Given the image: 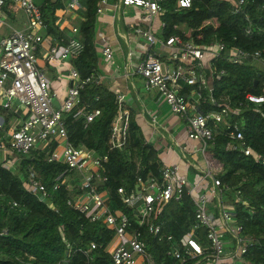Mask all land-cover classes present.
Segmentation results:
<instances>
[{
  "label": "built area",
  "instance_id": "1",
  "mask_svg": "<svg viewBox=\"0 0 264 264\" xmlns=\"http://www.w3.org/2000/svg\"><path fill=\"white\" fill-rule=\"evenodd\" d=\"M107 1L97 2L96 14L101 13ZM224 1L229 3L234 14L239 13L247 2ZM116 2L119 6L138 7L147 21V28H135V32L147 42L135 72L142 78L145 90L154 89L170 110L185 121L187 137L199 143L198 151L206 165V172L197 182L190 183L186 176L178 173L176 164L164 165L159 178L137 176L129 190L123 187L117 189L122 203L132 211L133 219L118 209H110L106 190L99 188L106 180L103 171L108 160L107 154L99 155L83 146H72L63 120V114L74 108L77 110L73 117L83 116L85 126L100 115L97 107L89 109L86 105H79L81 91L87 85H101L103 77L97 71L81 76L73 66L69 67L71 84L59 105H53L51 83L37 64L45 24L35 0H0V28L6 25L8 10H21L26 19L24 29L11 28L9 34L0 41V106L7 112L21 110L24 115L17 127L0 134L2 167L12 169L21 155L35 149L43 151L53 144L47 154V161L65 166L54 178L53 189L66 182L72 190L70 180L74 176L78 177V192L71 194L66 204L89 221H100L112 232L111 240L105 247L112 264H156L152 253L146 249V235L154 237L157 242L169 243L164 253L178 264L190 259H198V264H249L243 255L259 239L243 234L242 225L235 222L234 207L223 202L225 186L216 176L217 172L211 169L206 147L215 135L223 132L228 138L227 149L251 157L254 162L264 166V155L248 145L239 122L228 119L239 116L243 106L249 104H252L253 111L259 112L260 105L264 103V93L247 92L244 99L236 103L226 94H213L214 80H219L225 74L224 69H216L215 61L223 60L231 65L257 62L264 71L260 51L236 45L227 47L221 41L199 44L192 38L170 35L160 42L172 50L166 62L152 50L157 38L151 23L153 18L163 16L166 12L164 0ZM191 4L192 0H175L176 9L188 8ZM80 7L81 0H66L63 9L78 13ZM57 23L61 28L66 27L70 35L65 43L53 44L44 50L42 58L48 64H66L68 58L78 56L84 48L76 36V26L69 23L63 26L58 20ZM245 32L249 34L250 28L247 27ZM100 52L105 60H111L112 49L108 45L103 46ZM187 87L188 92L185 90ZM204 92L213 110L203 111L200 108ZM124 97L120 92L114 94L116 109L109 128L110 149L121 150L128 142L130 111ZM152 119H155L154 116ZM23 186L26 191L39 194L41 200L53 207L46 186L32 167L27 169ZM185 190L195 207L194 223L175 240L171 233L162 230L157 217L170 200H178ZM199 228L205 229V244H200L196 239ZM4 233V230L0 231V236ZM225 234L230 238L225 239ZM261 237L264 240V235ZM94 247L95 243L91 242L89 248Z\"/></svg>",
  "mask_w": 264,
  "mask_h": 264
},
{
  "label": "trees",
  "instance_id": "2",
  "mask_svg": "<svg viewBox=\"0 0 264 264\" xmlns=\"http://www.w3.org/2000/svg\"><path fill=\"white\" fill-rule=\"evenodd\" d=\"M98 1L81 0L78 10L83 20L77 23L76 35L84 48L70 61L81 76L98 72L94 39ZM35 3L42 13L45 34L65 43L67 37L59 30L55 15L57 9L64 7V0H35ZM163 4L166 8L162 16L164 38L180 35L199 44L221 41L227 47L236 45L249 50L257 49L264 60V0H247L236 14L224 0H192L190 7L181 9L175 8V0H164ZM247 27L250 28L249 34L245 32ZM214 65L218 70H225L219 80H214L215 96L226 94L236 103L242 101L247 92L264 93V71L259 63L231 65L217 60ZM203 98L200 108L203 111L213 110L206 92ZM81 105L89 109L99 108L100 115L85 126L83 116L73 117L77 108L64 113L68 141L74 147L83 146L96 154H107L103 171L106 180L99 188L106 190L112 211L118 209L133 219L132 211L122 203L117 189L123 187L129 190L137 176L159 178L162 170L159 152L145 141L131 117L126 146L121 150L109 148V128L116 105L114 94L104 85H87L81 91ZM252 108V104L243 106L239 116L228 119L238 121L248 145L264 155V103L260 105L259 112ZM19 115V110L7 112L0 106V116L3 117L0 134L12 128L11 119ZM227 142L223 132L215 135L207 143L206 156L209 161L221 165L216 176L225 186L223 202L234 207L235 222L242 225L245 236L259 239L243 255L244 260L249 264H264V240L261 237L264 235V166L251 157L227 149ZM53 146L51 144L43 151L35 149L21 155L12 169L3 168L0 162V231L6 232L0 236V264H112L110 255L105 251L112 232L100 221H89L66 204V199L78 192V177L70 180L72 190L66 182L53 189L54 178L65 167L59 162L47 161V154ZM29 167L37 172L39 180L46 186L53 207L41 200L39 194L25 190L23 179ZM194 208L185 190L178 200H170L162 208L157 222L162 224L163 231L178 240L193 225ZM204 236L205 229L199 228L196 239L200 244L206 243ZM224 238L230 237L225 234ZM144 240L156 264H178L164 253L169 243L157 242L148 235ZM91 242L95 243L93 249L89 248ZM197 261L190 259L182 264H198Z\"/></svg>",
  "mask_w": 264,
  "mask_h": 264
},
{
  "label": "crops",
  "instance_id": "3",
  "mask_svg": "<svg viewBox=\"0 0 264 264\" xmlns=\"http://www.w3.org/2000/svg\"><path fill=\"white\" fill-rule=\"evenodd\" d=\"M65 3L66 0L64 6ZM55 15L63 26L67 23L77 26V23L83 20L77 12H67L63 8L57 9ZM157 18L158 16L151 22L157 38L152 50L167 62V56L172 50L160 43L165 38L162 35V16H159V22ZM25 22L21 10H8L6 25L0 28V41L9 34L11 28L24 29ZM147 25L138 7L119 6L116 0H108L102 6L101 13L96 14L94 26L98 72L103 77L102 85L113 94L120 92L125 95L130 117L140 128L145 141L158 150L162 166L176 164L180 175L186 176L187 180L191 176L192 183L197 182L206 172V165L198 151L199 143L187 137L185 121L170 110L165 100L154 89L145 90L142 78L135 72L140 56L147 46L146 40L135 32V28H147ZM59 30L69 37L70 31L66 27H59ZM42 34L43 43L38 49L37 64L49 79L53 92L52 103L58 106L71 84L68 74V68L72 67L71 58H68L66 64L46 63L42 58L44 50L50 45L61 43L45 34L44 30ZM188 34L186 31V35ZM107 45L112 49V58L109 61L105 60L100 52L101 48ZM188 89L189 87L185 88L187 92ZM23 116V111L20 110V115L13 123L18 125ZM0 121H3L1 116ZM16 124H11V127ZM210 166L213 172L221 169V165L213 160L210 161Z\"/></svg>",
  "mask_w": 264,
  "mask_h": 264
},
{
  "label": "rangeland",
  "instance_id": "4",
  "mask_svg": "<svg viewBox=\"0 0 264 264\" xmlns=\"http://www.w3.org/2000/svg\"><path fill=\"white\" fill-rule=\"evenodd\" d=\"M36 1H38V0H36ZM157 22H159L160 21V18H159V16H158V18H157ZM261 68H262V66H261ZM14 122V119H11V121H10V123L11 124H16V123H13ZM16 122V121H15ZM202 166L204 167L205 165L204 164H202ZM207 168H206V166H205V170H206ZM209 179H210V177H208ZM188 182H190V183H192V179H191V176H189L188 177Z\"/></svg>",
  "mask_w": 264,
  "mask_h": 264
}]
</instances>
